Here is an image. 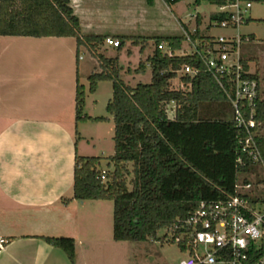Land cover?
<instances>
[{"label":"trees","instance_id":"16d2710c","mask_svg":"<svg viewBox=\"0 0 264 264\" xmlns=\"http://www.w3.org/2000/svg\"><path fill=\"white\" fill-rule=\"evenodd\" d=\"M163 1L171 6L181 0ZM209 1L226 4L234 0ZM242 1L264 3V0ZM228 17L227 13L211 14V19L217 21ZM251 20L247 17L244 23ZM200 26L201 16L197 14L195 31L190 33L192 39L213 41L214 36L204 35ZM0 35L74 37L77 63L80 47L85 46L100 65V71L88 76V91L95 93L102 81L112 83L113 93L106 110L113 116L115 125V152L109 158L113 167L104 173L102 156L76 153L73 196L61 200L63 203L72 199L112 201L114 240L154 238L177 218L187 217L202 200H221L233 195L236 183H253L254 178L264 183L259 173L264 164L242 152L240 140L244 133L236 125L231 102L201 56L196 53L168 56L158 48L164 41L179 49L185 36L152 37L155 39L153 52L135 69L136 73H144L149 67L151 80L132 86L122 78L124 68L119 57H108L100 51L108 35L83 33L71 0H0ZM114 37L119 40L118 50L126 41L139 43L142 40L141 52L152 39L125 34ZM241 38L243 44L256 37L241 35ZM242 61L249 69L250 59L242 54ZM185 66L195 68L197 73H183ZM180 72L183 75L180 76ZM250 77L259 83L255 139L264 161V90L258 70ZM176 78L182 86L174 83ZM86 94L77 68L76 121H104L105 116L92 117L84 113ZM171 103L175 106L172 118L167 110ZM239 158L242 162H238ZM256 198L251 197L254 201ZM43 238L62 249L74 263L76 242L73 237Z\"/></svg>","mask_w":264,"mask_h":264},{"label":"crops","instance_id":"0c3cea01","mask_svg":"<svg viewBox=\"0 0 264 264\" xmlns=\"http://www.w3.org/2000/svg\"><path fill=\"white\" fill-rule=\"evenodd\" d=\"M86 4L85 0H71L83 33L113 38L130 35L119 31L123 29L117 21L92 19L101 12ZM242 35L256 37L255 33ZM71 38L0 35V237L8 240L0 252V264H127L125 241L113 239L110 200H61L73 196L75 156L82 152L81 139L96 141L95 150L103 154L101 127L87 124L111 121L110 117L76 121L77 68L87 91L86 107L88 96L97 95L109 81L100 82L95 93L88 91V76L100 71V65L85 46L80 47L77 63L76 39L68 46L61 44L62 39ZM249 70L252 74L257 71L250 62ZM94 103L97 106L98 99ZM93 129L97 135L91 134ZM43 236L73 237L74 263Z\"/></svg>","mask_w":264,"mask_h":264},{"label":"built area","instance_id":"2783aa9c","mask_svg":"<svg viewBox=\"0 0 264 264\" xmlns=\"http://www.w3.org/2000/svg\"><path fill=\"white\" fill-rule=\"evenodd\" d=\"M217 6L215 12L227 13L229 17L215 20L213 25L235 28L237 32L214 36L213 41L192 39L191 34L186 33L185 39L192 45L189 51L184 47L174 49L164 41L158 48L168 56L178 55L179 52L180 55L196 53L201 56L207 70L231 102L236 125L244 133L240 140L242 152L264 164L255 139L259 83L250 77L251 71L244 67L242 34L238 31L252 3L234 0ZM105 41L114 47L119 46L116 38L108 36ZM182 72L195 75L197 70L185 66ZM238 162H242V158ZM102 178H105L104 174ZM261 189V185L252 182H238L233 195L221 200H202L187 217L177 218L171 226L163 228L166 233L161 238L177 243L187 254L180 264H264V194ZM168 233L172 236L171 240ZM7 243L6 238L0 237V252Z\"/></svg>","mask_w":264,"mask_h":264},{"label":"rangeland","instance_id":"374dc122","mask_svg":"<svg viewBox=\"0 0 264 264\" xmlns=\"http://www.w3.org/2000/svg\"><path fill=\"white\" fill-rule=\"evenodd\" d=\"M87 7L93 11H99L101 14L90 16V18H103L110 22H119L123 30H119L123 33H130V35H136L141 37H156V36H186V33H193L196 28L197 14L201 13V32L204 35H228L237 32L235 28H221L217 25H213L215 20L210 19L211 14L218 10L217 4L210 2L209 0H201L193 3L190 0H181L171 6L166 4L163 0H85ZM199 3V4H198ZM246 17L252 20L248 23H243L239 26V33L248 34L255 33L256 38L250 41H245L242 44V54L250 59L251 69L258 70L261 76V85L264 90V3H252V7L248 10ZM89 18V19H90ZM181 19L186 22L183 23ZM73 40V41H72ZM74 38L62 39L63 46H68L70 42H74ZM16 42V41H15ZM26 45H29L24 41ZM143 41L139 43H133V41H126L124 46L118 50L116 47L103 44L100 51L108 57H119V62L123 66L122 78L124 81L132 86L138 83H148L151 80V70L147 67L146 72L136 73L135 69L138 67L141 61H146V58L151 54L155 48V39L152 38L147 43V46L141 52V45ZM76 46V45H75ZM191 44L185 39L181 47H184L186 51L191 49ZM179 52L178 55H180ZM87 54V55H86ZM83 55L86 56L85 61L90 59L88 52L83 51ZM75 58V54H74ZM179 75H183L182 72ZM82 83L87 84L83 79ZM177 86H182V82L179 78L174 80ZM113 93L112 83H104L97 95H89L87 98V107L84 108V113H94L95 115H102L110 117L111 121L102 124L88 123L90 128L96 126L101 127L99 132L101 136V142L103 145V154L95 150L96 141H92L88 138V141L81 139L80 155L85 156H102L101 168L104 170L113 167L109 158L114 154V120L111 114L106 110V105L109 99H111ZM99 101L96 106L94 100ZM93 107L94 109H91ZM175 106L173 103L167 105L169 116L174 115ZM97 129H93L91 134L97 135ZM78 137L80 135L78 134ZM96 137V136H95ZM80 140V139H78ZM89 142V143H88ZM111 164L110 167L108 164ZM260 176L264 178V165L260 167ZM253 183L257 186L261 185V193H264V183L256 182L254 178ZM261 188V187H260ZM112 205L113 202L109 201ZM113 217V214H112ZM166 231L161 229L157 232V236L144 241H125L122 246L127 252V264H180V261L187 257V254L181 250L179 245L171 241H163L161 237L165 235ZM168 239L171 240L172 236L168 233Z\"/></svg>","mask_w":264,"mask_h":264}]
</instances>
